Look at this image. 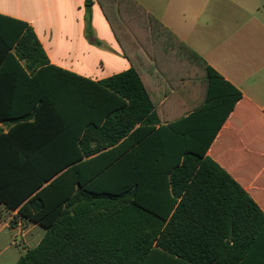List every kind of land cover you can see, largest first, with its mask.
I'll list each match as a JSON object with an SVG mask.
<instances>
[{"label":"trees","instance_id":"obj_1","mask_svg":"<svg viewBox=\"0 0 264 264\" xmlns=\"http://www.w3.org/2000/svg\"><path fill=\"white\" fill-rule=\"evenodd\" d=\"M96 1L129 59L147 57L161 74L162 56L181 61L198 97L155 129L135 67L89 80L51 65L26 22L0 15V77L28 79L34 117L51 110L54 122L17 146L31 113H0L17 121L0 128V204L46 229L16 264H264V212L208 155L242 92L136 0Z\"/></svg>","mask_w":264,"mask_h":264},{"label":"crops","instance_id":"obj_2","mask_svg":"<svg viewBox=\"0 0 264 264\" xmlns=\"http://www.w3.org/2000/svg\"><path fill=\"white\" fill-rule=\"evenodd\" d=\"M136 1L242 92L208 155L264 212V0ZM0 15L26 22L51 65L89 80L101 81L135 67L156 105L153 112L157 118L150 125L155 129L198 97L196 82L183 78L187 72L181 61L162 56L161 74L147 57L134 55L129 59L96 0L90 7L89 20L86 0H0ZM167 78L176 88L167 90ZM27 80L23 76L0 77L1 82L15 83L9 91L0 85V113H31L21 122L24 127L14 140L17 146L34 144L30 130L42 134L54 123L51 110L37 120L34 117L30 102L35 98V85L22 84ZM37 80L44 92L51 91V75H39ZM119 113L113 111V115ZM16 124V120L7 119L0 128L7 132ZM141 127V123L135 125ZM45 233L41 225L22 219L18 209L0 204V264H16Z\"/></svg>","mask_w":264,"mask_h":264},{"label":"rangeland","instance_id":"obj_3","mask_svg":"<svg viewBox=\"0 0 264 264\" xmlns=\"http://www.w3.org/2000/svg\"><path fill=\"white\" fill-rule=\"evenodd\" d=\"M4 234H5V232H4V233H2V237H4Z\"/></svg>","mask_w":264,"mask_h":264}]
</instances>
